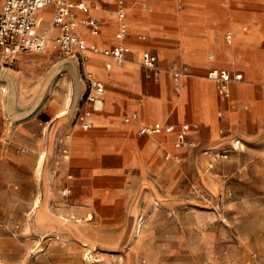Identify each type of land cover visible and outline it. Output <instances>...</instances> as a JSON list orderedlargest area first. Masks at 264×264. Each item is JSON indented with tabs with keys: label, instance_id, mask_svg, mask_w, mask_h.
Returning a JSON list of instances; mask_svg holds the SVG:
<instances>
[{
	"label": "crops",
	"instance_id": "crops-1",
	"mask_svg": "<svg viewBox=\"0 0 264 264\" xmlns=\"http://www.w3.org/2000/svg\"><path fill=\"white\" fill-rule=\"evenodd\" d=\"M76 1L85 4L77 18L98 23L97 35L81 23L76 34L100 49L126 46L122 65L106 68L109 59L100 54L78 63L52 51L19 53L7 66L0 58V140L33 136L49 149L68 134V151L58 171L61 191L66 187L69 193L61 195L58 211L73 221L62 222L42 210L44 220L35 225L63 236L54 237L68 243L62 249L54 245L58 253L79 255L83 250L91 257L127 247L123 264H130L138 246V241L129 242L133 218L146 212L152 200L170 197L172 185L185 177L182 161L191 156L201 164L204 156L206 171L213 170L207 168L208 150L222 147L238 125H264V0H182L176 7L175 0H123L126 35L120 41L114 38L120 24L115 2ZM2 4L0 0V9ZM51 13V7L38 13V30L48 37L56 34ZM144 51L156 56V79L141 65ZM182 65L190 74L176 93L168 69ZM210 68L241 74L240 81L229 85L228 98L219 96L214 82L205 78ZM83 74L103 84L101 106L91 113L86 130L74 121L77 110L89 107L83 100ZM5 75L13 83L14 113L35 104L28 116L15 121L6 115ZM133 113L135 120L124 121ZM152 123L163 130L153 136L137 133L140 125ZM180 128L195 147H173ZM240 148L238 141L235 150Z\"/></svg>",
	"mask_w": 264,
	"mask_h": 264
},
{
	"label": "rangeland",
	"instance_id": "rangeland-1",
	"mask_svg": "<svg viewBox=\"0 0 264 264\" xmlns=\"http://www.w3.org/2000/svg\"><path fill=\"white\" fill-rule=\"evenodd\" d=\"M52 38L45 53L55 54ZM234 130L215 148L227 150L226 159L206 171L204 156L201 164L185 158V177L172 185L170 197L152 200L146 212L133 218L139 233H132L129 241H138L130 264H264V125L244 123ZM233 140L240 142V149L231 148ZM47 146L33 136L0 140V264L125 263L127 247L91 257L83 250L79 255L58 253L53 246L62 249L68 243L54 237L63 236L36 227L35 220H44L42 210L62 222L73 221L58 211L63 201L58 171L62 144ZM14 225L16 236L10 231Z\"/></svg>",
	"mask_w": 264,
	"mask_h": 264
},
{
	"label": "built area",
	"instance_id": "built-area-1",
	"mask_svg": "<svg viewBox=\"0 0 264 264\" xmlns=\"http://www.w3.org/2000/svg\"><path fill=\"white\" fill-rule=\"evenodd\" d=\"M109 1L115 2L117 5L116 15L120 20V24L114 34V38L120 41L126 35V26L122 22L124 15L123 0ZM46 7L52 8L51 26L56 31L55 36L52 38V43L55 52L60 58H74L78 63H81L89 54H100L109 59L106 68L122 65L125 54L128 51L126 46L117 44L110 48L100 49L76 34L75 31L79 23L88 27L91 35L98 34L97 21L90 18H77L76 11L83 10L85 4L76 0H3L0 9V58L2 59V65H10L19 53L39 54L45 51L49 37L44 31L38 30V13ZM211 58V56H208V59ZM140 62L149 71L150 77L153 79L158 77L160 67L154 54L144 51L141 54ZM168 70L173 90L179 93L182 90L183 78L190 74L189 69L186 65H182L170 67ZM205 78L213 81L217 94L226 99L229 97V85L240 81L241 74L224 69L210 68L206 71ZM82 79L86 87L83 100L88 103L89 107L84 110H77L74 121L81 129L86 130L90 127L88 118L91 113L101 106L103 84L93 79L89 74H83ZM132 119H136V114L133 113L125 117L124 121L128 122ZM162 130V125L158 123L142 124L138 128L137 133L139 135L153 136L159 134ZM68 139L69 135L66 134L63 142H60L62 144V156L67 154L65 143L68 142ZM237 146L238 141L235 140L231 144V148L235 150ZM173 147L175 149L195 147L194 143L187 140L185 128H180L176 131ZM206 154L209 156L207 168L211 169L218 160L227 158L228 151L208 150ZM165 158H168V155ZM68 193L69 189L66 187L61 191L62 196H66ZM10 231L16 236L18 234V226H12Z\"/></svg>",
	"mask_w": 264,
	"mask_h": 264
},
{
	"label": "water",
	"instance_id": "water-1",
	"mask_svg": "<svg viewBox=\"0 0 264 264\" xmlns=\"http://www.w3.org/2000/svg\"><path fill=\"white\" fill-rule=\"evenodd\" d=\"M4 79L7 80L8 83V88H7V101H6V115L7 117L11 120V121H15L17 119L20 118H24L26 116H28L32 110L35 107L34 105H31V107H29L28 109L24 110V111H20L19 113H14V100H15V96H14V89H13V83L11 81V78L9 77V75H5Z\"/></svg>",
	"mask_w": 264,
	"mask_h": 264
},
{
	"label": "bare ground",
	"instance_id": "bare-ground-1",
	"mask_svg": "<svg viewBox=\"0 0 264 264\" xmlns=\"http://www.w3.org/2000/svg\"><path fill=\"white\" fill-rule=\"evenodd\" d=\"M42 156H40L39 157V159H38V162H37V168H40V164H41V161H42ZM137 225V224H136ZM139 225V224H138ZM138 229V228H137ZM134 233L135 234H138L139 232L136 230V226H135V228H134Z\"/></svg>",
	"mask_w": 264,
	"mask_h": 264
}]
</instances>
